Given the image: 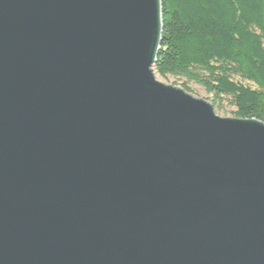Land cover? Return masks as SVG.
<instances>
[{"label":"water","instance_id":"1","mask_svg":"<svg viewBox=\"0 0 264 264\" xmlns=\"http://www.w3.org/2000/svg\"><path fill=\"white\" fill-rule=\"evenodd\" d=\"M162 0H0V264H264V123L157 80Z\"/></svg>","mask_w":264,"mask_h":264},{"label":"trees","instance_id":"2","mask_svg":"<svg viewBox=\"0 0 264 264\" xmlns=\"http://www.w3.org/2000/svg\"><path fill=\"white\" fill-rule=\"evenodd\" d=\"M154 73L188 93L201 87L214 110L264 123V0H162Z\"/></svg>","mask_w":264,"mask_h":264},{"label":"rangeland","instance_id":"3","mask_svg":"<svg viewBox=\"0 0 264 264\" xmlns=\"http://www.w3.org/2000/svg\"><path fill=\"white\" fill-rule=\"evenodd\" d=\"M156 78L159 82L167 84V85H171V86H175L178 88H181L180 85L175 84V79L173 78H169V79H162L159 76L156 75ZM193 92L191 93L194 97L199 98V99H208V96L206 95L205 91L197 86V85H190ZM209 101V100H207ZM210 102V101H209ZM234 111V108H232L229 104L225 103L221 109H215V113L217 116L221 117V118H233L232 117V112Z\"/></svg>","mask_w":264,"mask_h":264}]
</instances>
